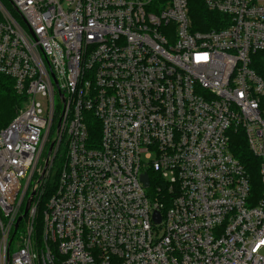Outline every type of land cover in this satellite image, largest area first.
I'll use <instances>...</instances> for the list:
<instances>
[{
  "label": "built area",
  "instance_id": "1",
  "mask_svg": "<svg viewBox=\"0 0 264 264\" xmlns=\"http://www.w3.org/2000/svg\"><path fill=\"white\" fill-rule=\"evenodd\" d=\"M9 2L26 28L0 2L23 98L0 129V264H264V0H203L209 31L189 0Z\"/></svg>",
  "mask_w": 264,
  "mask_h": 264
},
{
  "label": "trees",
  "instance_id": "2",
  "mask_svg": "<svg viewBox=\"0 0 264 264\" xmlns=\"http://www.w3.org/2000/svg\"><path fill=\"white\" fill-rule=\"evenodd\" d=\"M189 10L193 25L195 26L194 29L209 31L221 27V24H219L221 21L220 15L210 12L203 3V0H189ZM254 67L256 73L264 80V63H256ZM22 101L23 98L15 92L14 81L0 74V129L6 127L11 122L16 110L22 107ZM229 141L230 152L245 169L253 188H256V190L258 188L259 190L258 161L248 151L243 134L241 132L231 133ZM49 184L48 190L51 188ZM47 196L48 192H46L41 202L40 213L43 211Z\"/></svg>",
  "mask_w": 264,
  "mask_h": 264
},
{
  "label": "rangeland",
  "instance_id": "3",
  "mask_svg": "<svg viewBox=\"0 0 264 264\" xmlns=\"http://www.w3.org/2000/svg\"><path fill=\"white\" fill-rule=\"evenodd\" d=\"M0 2L6 7V8H11L12 9V6H11V4H10V2H9V0H0ZM13 10V9H12ZM13 17H14V19L18 22V24L21 26V27H23V28H26V25H25V23H24V21L22 20V18H21V16L19 15V14H17L14 10H13ZM0 18H1V16H0ZM195 27V26H194ZM262 61V60H261ZM259 63H261V62H259ZM20 108V107H19ZM18 110V109H17ZM16 110V111H17ZM16 113V112H15ZM93 122V121H92ZM94 123V122H93ZM63 152H64V146H62L61 147V150H60V152H59V156L60 155H62L63 154ZM43 157H44V155H43ZM61 159L60 158H57L56 159V161H55V165H54V172H55V170L57 169V168H59L60 167V165H61V161H60ZM52 179H51V183H52ZM41 207V206H40ZM40 207H39V210H40ZM43 209H44V206H43ZM42 212V211H41ZM37 218H41V213H40V211H39V215H38V217ZM37 221H39V224L41 223V219H38ZM20 234H21V228L17 231V233H16V235H15V237H14V242H13V245H12V247H11V252L12 253H14L15 251H16V243H17V240H18V238H19V236H20Z\"/></svg>",
  "mask_w": 264,
  "mask_h": 264
},
{
  "label": "water",
  "instance_id": "4",
  "mask_svg": "<svg viewBox=\"0 0 264 264\" xmlns=\"http://www.w3.org/2000/svg\"><path fill=\"white\" fill-rule=\"evenodd\" d=\"M52 146H53V144H51L50 147H49L48 154H47L48 156L51 154ZM141 180H142L144 186L147 187V186H148L147 176H146V175H143V176L141 177ZM34 195H35L34 192H32V193L30 194V196H29V198H28V200H27V202H26V204H25V207H24V209H23L22 216L18 217V219H17V221H16V223H15V225H14V233L16 232V230H17V228H18L20 222L22 221V218L25 217V216L27 215L28 210H29V207H30L31 202H32V198L34 197ZM156 217H157V215L154 216V220H155V222H156V221H159Z\"/></svg>",
  "mask_w": 264,
  "mask_h": 264
}]
</instances>
